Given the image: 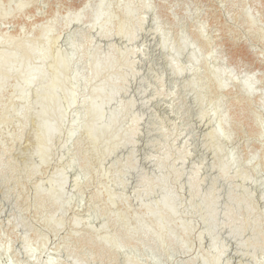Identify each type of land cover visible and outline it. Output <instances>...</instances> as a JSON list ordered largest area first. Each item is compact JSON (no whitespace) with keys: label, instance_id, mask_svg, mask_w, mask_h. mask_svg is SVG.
Listing matches in <instances>:
<instances>
[{"label":"rangeland","instance_id":"rangeland-1","mask_svg":"<svg viewBox=\"0 0 264 264\" xmlns=\"http://www.w3.org/2000/svg\"><path fill=\"white\" fill-rule=\"evenodd\" d=\"M6 52L67 70L44 162L42 83L0 91V264H264V0H0ZM93 58L113 68L91 82ZM100 80L115 94L92 118Z\"/></svg>","mask_w":264,"mask_h":264},{"label":"bare ground","instance_id":"bare-ground-1","mask_svg":"<svg viewBox=\"0 0 264 264\" xmlns=\"http://www.w3.org/2000/svg\"><path fill=\"white\" fill-rule=\"evenodd\" d=\"M101 4V3H100ZM101 18V14L97 13L93 16V22L98 21ZM78 21V19H77ZM105 25L108 23V18L106 17L104 19ZM141 24V23H140ZM69 25V22L66 24V27ZM117 35L120 36V38H124L128 42H132L134 39L133 34L131 33H125L120 26L117 30ZM100 36L103 38H109L110 35L107 32V30L102 29L100 30ZM55 39V38H54ZM53 40V39H52ZM56 40V39H55ZM54 41V40H53ZM10 44V43H9ZM163 46V43L161 44ZM24 56L25 59H29L32 56H35L36 59L40 60V62H43L47 59L48 55L46 51L40 52L39 54L34 53L33 50L30 48L24 49ZM127 55V54H126ZM13 57L10 53L6 52L0 57V91L4 87V82L7 78L11 76H17L18 78H21L23 81V85L25 87H30L33 84L36 83V81L40 80V83H42L43 86H41L39 95H40V124H39V130L40 134H43L42 137H40V140H38L40 144V160L42 162L45 161V157L47 154V151L50 147V142L52 138L56 135L58 132V124L65 118V113L61 111L57 105V98L55 96V90L60 89L63 87L64 80L62 76L65 74L67 70V63L59 58H55L54 60V70L51 75V77L48 79L44 72L40 69V71H33L32 69H28L26 67V64L24 62H19L16 65H12ZM171 70L175 75H179L178 69L170 64ZM113 68V62L111 58H108L103 63H99L95 58L91 60V63L89 64V70L92 72V78L91 82H93L94 79L97 77H100L103 73L109 72ZM181 74V72H180ZM99 84L92 90L90 99L88 101V114L92 118H97L101 115V106L104 103H108L111 101L112 97L115 94V89L112 88L110 90V93L107 95H104L103 91L109 82H105L100 80L98 82ZM244 93L249 94L250 90L248 88L244 87L242 88ZM66 98L71 100V104L74 103V94L73 92L65 93ZM105 99V102H102L101 100ZM50 120H53L54 123H50ZM115 121L114 118H111V123ZM201 122V121H200ZM102 131V128L93 129L92 126L88 127V135L89 137L94 140V138L97 136V134ZM135 134L134 129L130 132V137H133ZM211 137H214L216 135V131H212L209 133ZM132 143L131 141L129 144ZM222 170L220 172L221 176H224L226 169L221 168ZM59 182H57L58 185V194L60 193L61 187L64 185V179H58ZM159 209L165 214L167 217L173 219L174 218V212L171 204L168 201L162 202ZM146 211L151 214L152 216H155L157 218V212L154 210H148ZM156 227L161 230V226L159 223H157ZM7 250H4L2 254H7ZM25 253L28 257V259H31L33 256V252L29 250L28 248H25ZM220 256V254H219ZM216 262V258L211 260V263ZM35 264V263H33ZM51 264V263H47ZM203 264H208L207 262H204Z\"/></svg>","mask_w":264,"mask_h":264}]
</instances>
